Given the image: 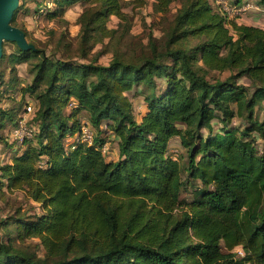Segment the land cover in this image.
I'll list each match as a JSON object with an SVG mask.
<instances>
[{
  "label": "trees",
  "instance_id": "obj_1",
  "mask_svg": "<svg viewBox=\"0 0 264 264\" xmlns=\"http://www.w3.org/2000/svg\"><path fill=\"white\" fill-rule=\"evenodd\" d=\"M24 1L11 24L28 38ZM52 2L45 17L61 25L81 4V60L31 41L34 49L7 54L26 64L22 92L36 108L32 136L0 163V192L23 191L44 213L0 219V264H264V27L228 18L209 0H183L160 42L149 36V55L102 64L85 45L96 31L114 32L110 16L126 17L121 0ZM137 87L139 119L128 96ZM82 113L90 143L79 137ZM15 120L14 106L0 107V128ZM107 139L117 140L115 156L102 148ZM187 184L190 199L180 196ZM26 238H37L44 256L18 245Z\"/></svg>",
  "mask_w": 264,
  "mask_h": 264
},
{
  "label": "rangeland",
  "instance_id": "obj_2",
  "mask_svg": "<svg viewBox=\"0 0 264 264\" xmlns=\"http://www.w3.org/2000/svg\"><path fill=\"white\" fill-rule=\"evenodd\" d=\"M209 1L215 8H223L222 2L234 4V0ZM243 1L256 4L255 0ZM121 2L126 17L120 20L115 16H110L107 20L108 28L113 29L114 32L103 35L96 31L85 45L88 54L90 56L97 55L98 61L102 64H107L115 55L132 62L140 61L144 56L149 55V36L160 42L163 31L181 8L183 0H170L165 7L161 6V0H121ZM258 6L260 9H250L244 15L237 16L236 21L264 27V7ZM24 7L29 11L26 15L19 17V22L22 28L29 32L28 41L40 47L45 54L69 58L74 55L72 58L78 61L81 60L78 57L80 40L77 35L79 32L77 17L82 11L81 4L75 3L64 12L66 21L63 25L59 24L58 21L49 20L45 17L46 9L53 8L52 0H26L24 1ZM157 8L162 9L158 10ZM36 10H39V13ZM15 50L16 44L11 41L3 42L5 57L0 62V70L4 71L0 81V107L14 106L15 117H24L30 123L36 108V99L29 93L22 92V89L30 81L26 64L21 62L13 65L6 59L7 54ZM228 74L229 71L225 70L222 73L210 71L208 75L213 77L219 75L224 78ZM237 82L244 85L250 84L246 76L237 78ZM138 88L137 91L128 93L136 119H139L145 111V104ZM255 109L257 110L256 107ZM80 118L83 122H87L85 113H82ZM235 122H237L236 119ZM12 126L6 121L5 126L0 128V137H3V139H0V163L8 161L12 154L19 151L14 144H10ZM110 141L108 146L111 152L115 141L113 139ZM261 142L262 140L258 138L256 142L258 148H261ZM180 150L181 147L177 137H173L169 142L168 151L176 155ZM193 191V186L187 184L182 188L180 196L181 198L190 199L194 194ZM16 213L24 217H32L44 213V211L38 203L27 197L23 191L0 192V219L13 216ZM0 232L5 231L0 229ZM18 245L24 249L35 250L40 257L45 254V249L37 238H26ZM235 252L240 256L243 254L240 247H237Z\"/></svg>",
  "mask_w": 264,
  "mask_h": 264
},
{
  "label": "built area",
  "instance_id": "obj_3",
  "mask_svg": "<svg viewBox=\"0 0 264 264\" xmlns=\"http://www.w3.org/2000/svg\"><path fill=\"white\" fill-rule=\"evenodd\" d=\"M221 5L223 6V8H219L227 14L228 18H236L237 16H242L250 9H260L258 4H252L245 1H241L237 4H228L226 2H222ZM104 127L106 128V126ZM10 133L12 135L11 142H13L17 149L21 150L23 142L29 139L33 134V126L24 117L19 116L16 118ZM105 134L109 135L111 134V131L106 130ZM79 137L81 140L89 143L93 140L94 131L86 122L81 126ZM109 141L110 140L107 139L106 142H104L102 146L104 151L108 150V145L110 144Z\"/></svg>",
  "mask_w": 264,
  "mask_h": 264
},
{
  "label": "water",
  "instance_id": "obj_4",
  "mask_svg": "<svg viewBox=\"0 0 264 264\" xmlns=\"http://www.w3.org/2000/svg\"><path fill=\"white\" fill-rule=\"evenodd\" d=\"M18 4L19 0H0V58L4 41L15 42L21 50L34 49V45L27 40L23 30L11 24L13 12Z\"/></svg>",
  "mask_w": 264,
  "mask_h": 264
},
{
  "label": "crops",
  "instance_id": "obj_5",
  "mask_svg": "<svg viewBox=\"0 0 264 264\" xmlns=\"http://www.w3.org/2000/svg\"><path fill=\"white\" fill-rule=\"evenodd\" d=\"M248 25H252V24H248ZM114 141H115L114 144H113L114 146L112 147V150H113L112 151V156H115L114 154L116 153V150H117V140L115 139Z\"/></svg>",
  "mask_w": 264,
  "mask_h": 264
}]
</instances>
